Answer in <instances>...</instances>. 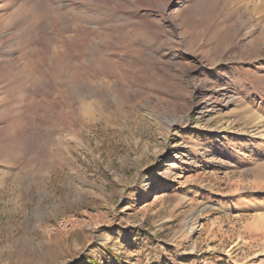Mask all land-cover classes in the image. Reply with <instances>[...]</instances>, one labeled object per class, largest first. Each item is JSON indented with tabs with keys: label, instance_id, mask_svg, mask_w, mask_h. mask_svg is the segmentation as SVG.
Segmentation results:
<instances>
[{
	"label": "rangeland",
	"instance_id": "obj_1",
	"mask_svg": "<svg viewBox=\"0 0 264 264\" xmlns=\"http://www.w3.org/2000/svg\"><path fill=\"white\" fill-rule=\"evenodd\" d=\"M0 264H264V0H0Z\"/></svg>",
	"mask_w": 264,
	"mask_h": 264
},
{
	"label": "bare ground",
	"instance_id": "obj_2",
	"mask_svg": "<svg viewBox=\"0 0 264 264\" xmlns=\"http://www.w3.org/2000/svg\"><path fill=\"white\" fill-rule=\"evenodd\" d=\"M203 88V87H202ZM203 97H205V94L203 95ZM204 101L203 100H201V102H199L198 103V105L200 106V109L203 107V104H201V103H203ZM206 103V102H205ZM201 104V105H200ZM158 197H159V195H158ZM157 196H156V198H158Z\"/></svg>",
	"mask_w": 264,
	"mask_h": 264
}]
</instances>
